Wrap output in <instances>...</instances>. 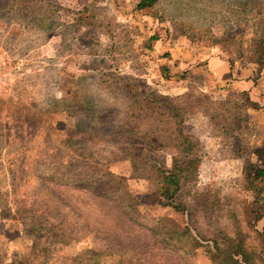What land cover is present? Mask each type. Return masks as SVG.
<instances>
[{
    "label": "rangeland",
    "instance_id": "obj_1",
    "mask_svg": "<svg viewBox=\"0 0 264 264\" xmlns=\"http://www.w3.org/2000/svg\"><path fill=\"white\" fill-rule=\"evenodd\" d=\"M139 2L0 0V264H225L221 252L241 248L264 264V237L256 234H264V183L198 174L182 192L186 213L160 196L158 168L171 166L180 124L199 141L213 139L208 156L234 124L235 148L246 152L242 106L195 88L171 102L179 115L142 96L144 82L127 98L95 97L98 109L111 111L88 114L89 97L59 76L124 72L135 43H148L139 28L125 27ZM143 12L158 15L173 38L264 58V0H156ZM40 69L54 89L59 83L57 94L40 89ZM118 117L129 134L113 138Z\"/></svg>",
    "mask_w": 264,
    "mask_h": 264
},
{
    "label": "crops",
    "instance_id": "obj_2",
    "mask_svg": "<svg viewBox=\"0 0 264 264\" xmlns=\"http://www.w3.org/2000/svg\"><path fill=\"white\" fill-rule=\"evenodd\" d=\"M140 12L146 14L143 11L133 12V24L125 27L139 28L140 36H144L143 33H146L148 43L146 46L139 42L135 43L134 62L129 63L123 59L120 64L124 72L108 71L98 74L86 71L75 74L61 73L59 76L61 78L69 76L72 81H75L76 96L89 97L86 104L88 114L94 112L105 115L111 111V107L106 108L105 112L98 109L95 97L117 93L119 97L127 98L129 92L137 90L133 85L138 87L144 82L149 88L142 90L151 95L160 94V89H163L165 95L185 96L195 88H199L211 99L220 100L223 104L237 102L247 113L246 122L242 126L245 130L246 152L240 153L235 148L236 136L228 130V128L234 129L235 125L230 123L226 127L223 126L225 130L227 129L225 131L227 133L224 132L221 137L216 138L217 150L215 153H211L209 156L207 154L209 152L208 142L213 139L205 136L199 141L202 156L199 176L235 177L249 174L255 177L258 169H264V61L253 57L248 52L237 55L217 45L200 41L192 42L181 37L173 38L166 33L167 29L161 28L157 16L154 17L152 14L140 18ZM132 17L130 18L132 19ZM90 19V17L87 18V21L90 22L87 28H95V19ZM74 26L79 27L77 23ZM161 66L165 73L161 71ZM47 70H39V74L44 75L40 89L43 87L46 94L50 95L51 92L55 91L56 93V90H59V83L56 82L54 89L53 79L47 78ZM81 82L83 89L79 88ZM94 82L97 83L96 86H94ZM60 86L62 87L61 84ZM120 115L119 117H121ZM84 119L90 122V125H94V123L91 124L89 117ZM95 120L97 121V119ZM193 122L196 123V118ZM207 127L210 131L214 129L212 125ZM94 129L92 128V131ZM127 129L126 119L124 122L119 118V132L114 133L112 137L127 136ZM76 130L77 133L74 137L78 139L80 138L79 129ZM88 136L95 138L92 134ZM104 136L106 135L100 133L98 137L101 139ZM249 162L257 163V167L248 170ZM258 181L264 183V178H260ZM259 223L264 224V218Z\"/></svg>",
    "mask_w": 264,
    "mask_h": 264
},
{
    "label": "trees",
    "instance_id": "obj_3",
    "mask_svg": "<svg viewBox=\"0 0 264 264\" xmlns=\"http://www.w3.org/2000/svg\"><path fill=\"white\" fill-rule=\"evenodd\" d=\"M155 3L156 0H140L137 5V8L139 9V11H143L144 9L154 6ZM156 16L158 17V15H154V17ZM261 60L264 61V58H261ZM133 86L137 88V86ZM141 91L142 96L150 98L151 102L157 105L156 109H159L160 106L162 107L166 105V110L168 112H178L179 115L183 113L182 108L173 106L171 102L181 100L184 95L161 96L159 94L151 95L146 91V93H144V90ZM177 131L180 143L177 147V154L172 159L171 166L165 167L164 165H160L158 168L159 173L161 175L160 177L162 179L160 184V196L167 200V206L172 207L173 209H175V211H182L186 213L187 209L181 201L182 192L185 188V185L188 183V180L199 174V168L202 163V156L200 151L199 140L187 134L183 127V124H180ZM127 133L129 134V132ZM248 170H250V168ZM246 176L252 177L253 180H260V178H264V169H258L257 175L255 177L249 174H247ZM256 234L257 237H264V234H261L260 232H256ZM224 240L231 242H241V240L233 238H225ZM221 256L223 257L221 258V262L225 264H253V262L249 258L248 252L243 248H241V250L221 252Z\"/></svg>",
    "mask_w": 264,
    "mask_h": 264
},
{
    "label": "built area",
    "instance_id": "obj_4",
    "mask_svg": "<svg viewBox=\"0 0 264 264\" xmlns=\"http://www.w3.org/2000/svg\"><path fill=\"white\" fill-rule=\"evenodd\" d=\"M2 82H4L2 79H0V84L2 83Z\"/></svg>",
    "mask_w": 264,
    "mask_h": 264
}]
</instances>
